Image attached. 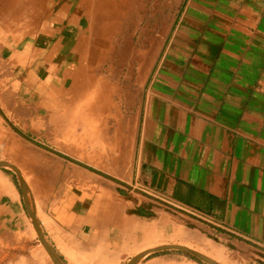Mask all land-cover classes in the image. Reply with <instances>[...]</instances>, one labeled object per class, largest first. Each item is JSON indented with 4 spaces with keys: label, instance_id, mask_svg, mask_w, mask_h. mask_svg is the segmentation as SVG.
<instances>
[{
    "label": "crops",
    "instance_id": "crops-1",
    "mask_svg": "<svg viewBox=\"0 0 264 264\" xmlns=\"http://www.w3.org/2000/svg\"><path fill=\"white\" fill-rule=\"evenodd\" d=\"M84 1L0 0V99L21 144L30 147L32 139L43 146V128L57 122L61 131L72 112L52 102L63 99L64 86L82 80L89 49L98 52L87 40ZM184 4L138 110L128 97L133 114L118 127L121 135L105 140L121 150L112 163L122 158L120 178L132 193L119 204L99 198L98 189L56 193L49 167L36 174L30 166V148L13 154L12 162L29 187L34 174L44 216L59 218L88 246L110 253L159 241L211 249L220 243L253 261L248 264H264V0ZM99 130L92 123L76 127L74 162L88 175L99 154ZM13 193V201L0 205L2 227L24 220Z\"/></svg>",
    "mask_w": 264,
    "mask_h": 264
},
{
    "label": "rangeland",
    "instance_id": "rangeland-1",
    "mask_svg": "<svg viewBox=\"0 0 264 264\" xmlns=\"http://www.w3.org/2000/svg\"><path fill=\"white\" fill-rule=\"evenodd\" d=\"M107 1L94 0V9L91 15H88V19L93 20L95 24L92 27L89 26L87 40L93 44V47L98 48V52H90L89 49L83 60L85 72L82 74V80L64 86L60 93L63 99L52 102L58 104L54 108H69L72 111L64 116L65 121L62 122V126L65 127L59 131L58 126H61V123L57 126V122L45 126L43 128L45 131L42 133L45 143L43 146L32 139H30V147L27 143L21 144V139L13 134L12 120L7 114L9 109L0 99V119H2L0 160L10 162L19 170L32 196L42 232L66 264H127L143 249L172 243L186 245L213 258L218 257L216 259L223 264L252 263V260L246 263L247 261L238 258L236 253L224 249L220 243L213 244L217 249H211L205 245L195 247L177 240L159 241L134 245L119 252L112 250L111 254L97 247L98 245L88 246L81 242L85 240L80 235L74 234L73 228L64 226L59 218L53 221L44 216L42 209L45 205L35 195L32 179L34 174L30 172L29 187L19 166L12 162L13 154L15 155L21 149L30 148V166L35 167L36 174L41 168L46 170L47 166L49 167L51 183L56 185V193L75 191V193L89 194L90 190L98 189L99 198L117 204L121 203L119 198L132 193L125 180L120 178L123 175L122 158L119 159V165L112 163H117L115 157L122 154L121 150L113 149L114 146L107 145L105 140L112 142L116 134L121 135L122 132L118 127L128 123L129 116L133 114L126 103L128 97L134 103V108L132 107L134 112L138 110L140 101L149 89L151 77L170 45L179 22L176 17L183 12L185 0H111L112 6L107 17L97 21L100 3ZM9 103L12 104V101ZM33 103L30 102V108L40 105ZM80 123H92L100 127L99 154L93 164L94 168L90 169L93 175H88L86 170L80 168L85 165L74 162L76 127H79ZM102 127H106L107 130H101ZM83 134L85 139V131ZM83 147L79 145V150L87 151L85 145ZM64 153L68 157L66 160ZM45 189H47L46 185ZM13 190L19 205H22L26 213H24L25 222L21 217H16L17 225L2 227L0 224V264H55L33 226L17 172L0 167V205L5 201H13ZM221 249L225 252L224 254L220 251ZM164 256L171 257L172 260H160ZM176 257H188L205 264L179 250L151 254L138 264H180L179 260L174 259Z\"/></svg>",
    "mask_w": 264,
    "mask_h": 264
},
{
    "label": "water",
    "instance_id": "water-1",
    "mask_svg": "<svg viewBox=\"0 0 264 264\" xmlns=\"http://www.w3.org/2000/svg\"><path fill=\"white\" fill-rule=\"evenodd\" d=\"M0 167L1 168H10V169H13L14 171L17 172L27 211L29 213V216L32 219L33 226L37 232V235H38L41 243L43 244L44 248L46 249V251L48 252L49 256L51 257L52 261L55 264H66L64 262V260L61 258V256L57 253V251L50 245V243L47 241V239L45 238V236L42 232V230L40 228V224L37 220L35 206L33 204V201L31 200V198L28 199V197L26 195V192H25L26 186L23 182V178L19 174V170L13 164H11L10 162L4 161V160H0ZM167 250H179V251L186 252V253L192 255L193 257H195L196 259H198L199 261H201L205 264H223V263L215 260L214 258L204 254L203 252H200L196 249L190 248L186 245L176 244V243L162 244L159 246H155L153 248L146 249V250L138 253L137 255H135L127 264H138L140 261H142L143 259H145L146 257H148L151 254L162 252V251H167Z\"/></svg>",
    "mask_w": 264,
    "mask_h": 264
},
{
    "label": "bare ground",
    "instance_id": "bare-ground-1",
    "mask_svg": "<svg viewBox=\"0 0 264 264\" xmlns=\"http://www.w3.org/2000/svg\"><path fill=\"white\" fill-rule=\"evenodd\" d=\"M93 1L94 0H86V1H84V3H82L81 5H80V9L82 10V11H86L85 13H86V15H87V18H89L88 17V15L90 14L91 15V11H92V9H94L93 8ZM107 1V0H106ZM111 6H112V1L111 0H108L106 3H100V6H99V8H98V16H97V18H96V20L97 21H99V20H103L104 18H106L107 17V13L110 11V9H111ZM91 18V17H90ZM88 22H89V26L90 27H92L95 23L93 22V20H91V19H88ZM93 22V23H92ZM23 182H24V184H25V192H26V195H27V197H28V199H30L31 198V200H32V196H31V194H30V192H29V189H28V186H27V184H26V182L23 180ZM37 233V232H36ZM154 247V246H153ZM150 248H152V247H150ZM191 248V247H190ZM146 249H149V248H146ZM146 249H143L142 251H144V250H146ZM141 252V251H140ZM139 252V253H140ZM213 258V257H212ZM216 258H218V257H216ZM215 257H214V259L215 260H217V261H220L219 259H216Z\"/></svg>",
    "mask_w": 264,
    "mask_h": 264
}]
</instances>
